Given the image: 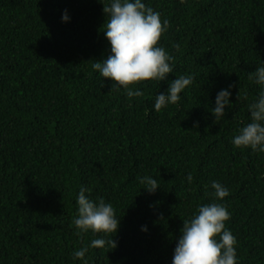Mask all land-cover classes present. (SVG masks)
<instances>
[{
  "label": "trees",
  "instance_id": "trees-1",
  "mask_svg": "<svg viewBox=\"0 0 264 264\" xmlns=\"http://www.w3.org/2000/svg\"><path fill=\"white\" fill-rule=\"evenodd\" d=\"M106 2L0 0V264H81L74 250L111 238L72 225L81 187L120 220L117 246L89 248L88 264H172L183 221L212 202L231 213L237 264H264V153L232 144L259 92L248 77L264 62V0H143L169 22L159 45L174 70L130 86L143 92L133 98L92 68L111 54ZM179 75L192 84L156 112ZM213 181L229 190L222 201Z\"/></svg>",
  "mask_w": 264,
  "mask_h": 264
},
{
  "label": "clouds",
  "instance_id": "clouds-1",
  "mask_svg": "<svg viewBox=\"0 0 264 264\" xmlns=\"http://www.w3.org/2000/svg\"><path fill=\"white\" fill-rule=\"evenodd\" d=\"M106 19L102 31L110 46L111 54L107 59L95 61L93 70L103 78H109L112 87L123 88L129 98L141 97L143 92L130 87L141 81H164L173 72V57L159 45L163 33L168 30L169 22L161 20L160 13L147 7L143 0H107L102 9ZM70 20L67 10L62 13L61 21ZM249 80L259 86L258 95L248 103L250 122L240 127L233 136L232 144L237 148H249L253 152L264 153V62L249 74ZM193 82L191 75H179L168 83L164 92L156 94L153 108L159 112L169 104L178 105L182 93ZM111 87V88H112ZM221 89L215 97L211 109L215 120L224 117L225 106L230 107L231 88ZM240 91V90H239ZM239 93V92H238ZM248 99L247 90L237 99ZM187 179L191 181L192 177ZM148 193H155L157 181L145 176L140 181ZM216 200H223L229 190L219 182L210 185ZM87 189L81 187L76 198L77 211L72 225L78 233H103L105 237L93 239L88 246L74 250L72 258L88 264L86 254L89 248L114 249L117 244L112 238L117 232L120 220L116 217L111 203L101 197L93 201L85 195ZM231 213L223 203H208L198 206L197 212L183 221L181 234L173 251L172 264H237L236 238L225 227ZM142 231H147L142 226Z\"/></svg>",
  "mask_w": 264,
  "mask_h": 264
}]
</instances>
